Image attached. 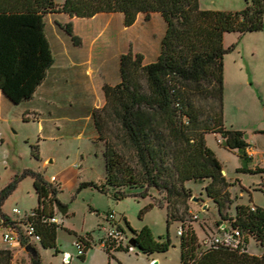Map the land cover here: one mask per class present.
I'll return each mask as SVG.
<instances>
[{
  "label": "trees",
  "instance_id": "trees-1",
  "mask_svg": "<svg viewBox=\"0 0 264 264\" xmlns=\"http://www.w3.org/2000/svg\"><path fill=\"white\" fill-rule=\"evenodd\" d=\"M53 13L70 18L121 13L126 27L134 25L140 14L149 21L152 14L158 13L166 27L155 61L144 63L143 54L130 47L119 58V83L103 85L105 105L92 112V119L97 143L99 139L105 141V183L99 187L93 182H81L77 190L93 187L105 194L110 192L116 200L131 196L117 194L125 190L123 187L163 190L168 226L180 222L183 228L179 235L181 264H264V208L241 204L236 206L234 216L227 214L232 204L230 183L206 143L207 134H218L226 149L237 151L244 161L252 159L247 153L245 133L224 125V57L233 49L225 47L224 37L228 33L243 36L262 31L264 0H246V7L235 12L204 10L199 0H65L59 5L55 0H0V93L13 105L31 100L55 63L45 22L46 15ZM57 24L74 45L80 44L72 22ZM201 95L211 99L208 116L199 106ZM23 120L28 121L26 117ZM112 120L119 130L116 135L111 131ZM30 147L32 156L40 160L38 145ZM239 170L264 173V167ZM26 176L33 179L38 205L31 216L18 223L21 247H35L24 234L23 225L29 223L40 238L39 244L57 253L60 225L49 218L56 216V210L66 214L68 206L58 199L57 185L40 172L25 169L19 179L1 191L0 217L10 219L1 212V206ZM204 181L205 192L216 204L220 217L230 220L231 231L224 229L225 235L231 237L230 244L213 240L209 248L203 249L195 229L185 225L184 215L190 211L185 184ZM132 197L136 198L134 194ZM139 197L145 198L146 194ZM178 205L183 206V213H179ZM153 206L148 204L141 214ZM126 224L144 254L166 252L172 245L169 237L164 242L155 240L146 226L135 231L128 221ZM250 237L262 248L260 254L248 251ZM78 240L84 250L79 257L84 260L96 244L90 234ZM112 246L110 242L105 249L110 257ZM15 249L0 248V264H13ZM116 249L127 251L123 246ZM31 261L42 264L39 254Z\"/></svg>",
  "mask_w": 264,
  "mask_h": 264
},
{
  "label": "rangeland",
  "instance_id": "rangeland-1",
  "mask_svg": "<svg viewBox=\"0 0 264 264\" xmlns=\"http://www.w3.org/2000/svg\"><path fill=\"white\" fill-rule=\"evenodd\" d=\"M55 1L59 5L65 0ZM199 2L200 8L204 10L235 12L246 7V0ZM57 21L63 24L73 23L74 32L81 39L78 46L57 26ZM45 22L56 56L55 73L49 78L51 83L70 93L72 101L79 96L89 97L92 106L88 109L80 105L62 108L58 103L47 100V104L52 106L47 105L48 109L44 112V116L47 115L48 118H44L46 122L43 121V131L38 121L25 122L22 109L15 105L8 106L3 100L0 107V194L12 181L19 179L25 169H33L51 179L68 168H80L78 181L73 182L72 177H68L71 176L69 174L67 177L71 179L64 183L62 192H58V199L68 206L67 212L71 213V218L59 231L57 246L61 251L69 253L55 255L53 251L39 249L42 264H107L108 255L98 249L100 240L106 233L102 227L110 225L107 219L110 212H114L120 220L127 216L137 228L148 227L155 240L164 242L168 232L165 191L145 186H133V189L123 187L125 190L117 194L131 196L116 200L112 195L93 187L77 190L81 182H93L99 187L103 184L105 167L101 153L105 150V141L99 139L96 145L92 143V112L105 105L103 85L119 83V58L130 47L133 52L143 54L144 63L157 59L166 28L163 18L155 13L147 21L140 14L134 25L126 27L121 13H102L93 18L71 19L63 13H53L46 15ZM224 45L226 48L233 46L224 57V125L228 129L245 133L254 158L244 161L237 151L223 146L218 134H207L206 143L220 161L223 174L230 183L228 189L232 204L226 212L234 216L236 206L241 204H254L264 208V173L252 174L239 170L242 167L255 169L258 165H264V29L243 36L228 33L224 37ZM198 100L205 116H208L211 99L201 95ZM68 111L74 116L80 114L81 117H62L61 114L69 113ZM111 131L114 135L119 133L114 120L111 121ZM37 137L42 138L39 145L41 156L47 160L45 166L31 153L30 145L36 143ZM74 164H78L79 168ZM132 164L135 165L134 162ZM205 185V181L185 184L190 195V211L184 215L185 225H191L195 229L203 249L209 248L214 239L227 236L225 228L231 229L230 220L220 217L216 204L207 196ZM144 193L145 198L139 197ZM133 194L136 198L132 197ZM151 203L154 204L153 208L141 214V210ZM37 205L32 177L26 176L18 181L16 188L4 200L1 212L18 219L13 213L14 208L21 209L25 216ZM205 206L207 209H204ZM177 209L179 213H183V206L178 205ZM56 217L62 218L63 213L59 211ZM176 225L181 223L177 222ZM68 228L72 230L69 232ZM176 229L175 225L170 228L174 245L164 255L170 258L171 264H181L180 236ZM85 232L91 233L96 240L93 258H88L87 262L78 258L79 251L75 245L79 236L86 235ZM227 233L230 235L231 232ZM161 237L165 240L161 241ZM0 246L6 248L1 240ZM247 249L252 254L262 252V248L252 237L249 238ZM129 254L137 257V260H132L134 264H147L143 253L137 248ZM29 256L24 248H17L13 250V264H30L27 260ZM111 261L112 264H120L115 260Z\"/></svg>",
  "mask_w": 264,
  "mask_h": 264
},
{
  "label": "crops",
  "instance_id": "crops-1",
  "mask_svg": "<svg viewBox=\"0 0 264 264\" xmlns=\"http://www.w3.org/2000/svg\"><path fill=\"white\" fill-rule=\"evenodd\" d=\"M65 15H67V14H65ZM67 17H68V19H71L68 15H67ZM57 22L63 24L60 21H57ZM57 22H56V24H57ZM57 26H58V24H57ZM46 33H47V24H46ZM47 37H48V34H47ZM48 39H49V37H48ZM50 44H51V47H52V50H53V46H52L51 41H50ZM53 54H54V50H53ZM54 57H55V63H54V65L48 70L46 80L43 82L42 85H40L38 87V89L36 90L33 98L31 100H29V101H26V102L21 103L20 105H15V106H18L19 108L22 109L23 117H26L28 119V121H25V122L30 123V122H36V121H38L40 123L43 131L45 129V125H43V121L46 122V120L44 118H48L47 115H46L47 117L44 116V112L47 111V109H48V107H47L48 104L46 102L47 100L48 101H51V102H54L55 104L58 103L62 108L63 107L65 108L66 106H69L70 108H72V107H77L78 105H80L82 107L85 106V108L88 109V108H91V106H92L91 105L92 103L89 101L90 100L89 97L82 96L83 98H81L79 96L78 98H76V100L72 101L71 100L72 96L70 95V93H68L64 89H60L59 87H57L53 83H51V81H50L51 79H49L50 78V75H52V77H53L54 76V73H55L54 70L56 69L55 68V65H56V56H55V54H54ZM81 99H83V100H81ZM3 100L5 101V104L6 105H8V106H14L3 95V93H0V107H1V103L3 102ZM48 106H52V105H48ZM77 109H79V108H77ZM61 115H63L62 117H64V118H70V119H73V118L74 119H77V117L78 118L81 117L80 114H78V115L76 114L77 116H74L72 114V112L65 113V114H61ZM97 138H98V135H97L96 130L94 128L93 129V136H92V143L94 145L97 144ZM245 139H246L247 143L249 144V141L246 138V136H245ZM28 140H29L28 141L29 143H32L30 139H28ZM41 140H42L41 137H37V140H36V143H35V145H38V147H39L40 156H41V151H40V145H39V143H40ZM251 150H252L251 149V146L249 145L248 148H247V153L253 159L254 158V155L251 153ZM255 155H257V154H255ZM101 157L103 158V153H101ZM40 161H41L42 165L45 166V163L47 162V160H44L43 157L41 156ZM103 164H104V167H105L104 159H103ZM74 165H75V167H77V169L79 168L78 167V164H74ZM257 167H264V165L263 166L262 165H258ZM78 170H74L73 168H68L66 171L61 172V173H59L56 176H53L51 179H48L45 176L44 177H45V179L47 181L51 182L52 184L57 185L59 191L62 192V189L64 187V183H66V181H69V179H71V178H68V177H72L73 182H75L76 180L78 181V179H79V177L77 176V174H79L78 173ZM69 174L71 176H68ZM102 183L103 184L105 183V173H104V179H103V182ZM33 188H34V186H33ZM34 193H35V196L37 197V194L35 192V189H34ZM108 194L112 195L110 192ZM166 212H167V210H166ZM58 213H59V211L56 210L55 211V215H58ZM70 218H71V213L67 212L66 214H63V217L62 218L59 219V221H60V223H59L60 228L58 229V232H57V241H58V238H59V233H60L59 231L62 230L65 227V223ZM126 221H128L130 227L132 229H134L135 231H140L144 227V226L141 227V228L135 227L128 220L127 216H124L122 220L118 219L117 216H116V222H117V224L120 225L122 228H124L126 230V232L128 234H130V236H132L133 234L130 231V229L128 228V226L126 224ZM167 224H168V222H167ZM157 225L158 226H161L159 223ZM174 225L177 227V229H176L177 231H178L179 227H181V225H176V224H172L171 226H174ZM171 226H168V232H167L166 240H167L168 237L172 240V238L170 236V228H171ZM109 228H110V225L109 226L106 225V226L102 227V229L106 230V233H107V230ZM71 230L72 229H69V232ZM86 233H88V232H85V234ZM106 233H105V235H106ZM1 235H2V232L0 233V240H1V243H2ZM77 235H79V234H77ZM90 235H91V239H92L93 243L96 244V242H95L96 240L94 239L93 235L91 233H90ZM105 235L101 238V240L105 237ZM162 239H164V238L161 237V241H162ZM75 240H76V238L73 241H75ZM57 241H56V243H57ZM172 245H174V242L173 241H172ZM95 246L96 245H94L90 250H88V252L85 255V259L84 260H82L80 257H78V258L81 259L82 261H85V262H87L88 258H93L92 251H93V248ZM35 247H36V249H37L38 252H39V249H41V250H50V251L55 252V249H45L39 243H35ZM99 248L100 249H98V250H100L101 252H103V251L106 252L105 248H103V246L101 245V242L99 244ZM57 249H58V252L57 253L55 252V255H61V254L65 255V254H68L69 253L66 250L61 251L58 246H57ZM95 249H97V248H95ZM168 253H169V250L166 251V252H162V253H158V252L153 253V254H144L143 253V256H144L143 258L145 259V261L147 262V264H152V262H154V261H158V264H171L170 258H168L167 256H164L165 254H168ZM106 254L108 255L107 252H106ZM111 254H112V257H110L108 255L107 264H112V261L111 260H115L116 262H118L120 264H134V262L132 260H137V257H133L131 254H129L125 250H118L114 246H112ZM136 255L138 256L137 253H136ZM180 255H181V245H180ZM31 258H32L31 256L27 257L28 263H30V264H32ZM71 260H72V257H71Z\"/></svg>",
  "mask_w": 264,
  "mask_h": 264
},
{
  "label": "built area",
  "instance_id": "built-area-1",
  "mask_svg": "<svg viewBox=\"0 0 264 264\" xmlns=\"http://www.w3.org/2000/svg\"><path fill=\"white\" fill-rule=\"evenodd\" d=\"M14 215L18 216L17 218H11L6 220L5 218L0 217V230L2 232L1 239L2 243L5 244L7 247L11 248H22L21 247V239L20 233L18 231V223L26 220L29 216L32 215V210L29 214L23 216V212L19 208H14L13 210ZM197 218V216H195ZM107 219L110 221V228L107 230L105 237L101 240V245L103 248H107L109 243H114V247L123 246L127 249L128 253H133L135 251V247L129 244V239L131 238L130 234L126 232L124 228L116 222V215L114 212H110L107 216ZM49 221L52 223L59 224L60 221L56 216H52L49 218ZM22 225V224H21ZM24 234L30 237L31 243H39V236L35 234L34 228L31 224L23 225ZM183 228L179 227L177 234L182 235ZM230 236L224 238V240L216 238L214 241L216 243H222L223 241L226 244H230ZM75 245L79 251V255L84 252L81 242L77 239Z\"/></svg>",
  "mask_w": 264,
  "mask_h": 264
},
{
  "label": "water",
  "instance_id": "water-1",
  "mask_svg": "<svg viewBox=\"0 0 264 264\" xmlns=\"http://www.w3.org/2000/svg\"><path fill=\"white\" fill-rule=\"evenodd\" d=\"M204 209H207V207L205 206ZM129 244H131L132 246H134L135 248H137V244L135 241L134 236L132 235L131 238L129 239ZM24 250L29 253L31 255V257L33 258H37L38 256V251L37 249L32 246L31 244H28L27 246L24 247ZM69 259V257H67ZM152 264H158V261H154L152 262Z\"/></svg>",
  "mask_w": 264,
  "mask_h": 264
}]
</instances>
